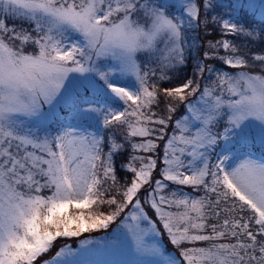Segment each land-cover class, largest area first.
Listing matches in <instances>:
<instances>
[{
    "label": "snow or ice",
    "instance_id": "1",
    "mask_svg": "<svg viewBox=\"0 0 264 264\" xmlns=\"http://www.w3.org/2000/svg\"><path fill=\"white\" fill-rule=\"evenodd\" d=\"M0 264H264V0H0Z\"/></svg>",
    "mask_w": 264,
    "mask_h": 264
}]
</instances>
